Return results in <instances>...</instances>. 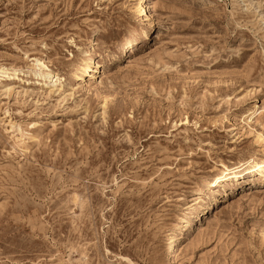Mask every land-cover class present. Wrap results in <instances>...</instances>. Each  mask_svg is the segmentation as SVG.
<instances>
[{
    "label": "rangeland",
    "instance_id": "374dc122",
    "mask_svg": "<svg viewBox=\"0 0 264 264\" xmlns=\"http://www.w3.org/2000/svg\"><path fill=\"white\" fill-rule=\"evenodd\" d=\"M138 3L0 0V264H264V0Z\"/></svg>",
    "mask_w": 264,
    "mask_h": 264
},
{
    "label": "bare ground",
    "instance_id": "6f19581e",
    "mask_svg": "<svg viewBox=\"0 0 264 264\" xmlns=\"http://www.w3.org/2000/svg\"><path fill=\"white\" fill-rule=\"evenodd\" d=\"M138 1H139V3H138V5H137V7L135 9V10H137V14H139L141 16L144 15L146 17L149 16L147 4H146L147 0H138ZM138 38H139V36H135L134 38L129 39L127 41V45L126 46L130 47L132 44H134L136 42V40ZM33 65L35 67H38V69L40 70L36 75H38V76L43 78V86H47L48 84L52 83V78L54 76V73L52 72V70L50 68H47V66L44 65L43 62H41V61H39L37 59L35 60V64H33ZM98 67H99L98 63H97V61L94 58L87 57L86 59L83 60L81 65L78 67V71H79V73H84L85 71L88 70V72H89L88 73L89 74V80H91V79L96 78V76H97V68ZM5 71H6L5 68L2 69V70L0 69V72H2V73L5 72ZM72 76H78V74L74 73ZM8 77H11V76L8 75ZM86 82H88V81H86ZM241 179H242L241 182H245L247 180H251V181L261 180V181H264V161L262 163H260L259 165H257V170L255 172H253V173H247V172L232 173L228 177L218 181L217 186L215 188H212L209 191V194H208L207 197H214V196L223 194L224 192H226L227 189L231 188V186H233L234 184L240 183ZM172 251H171V249L169 250L170 253Z\"/></svg>",
    "mask_w": 264,
    "mask_h": 264
}]
</instances>
